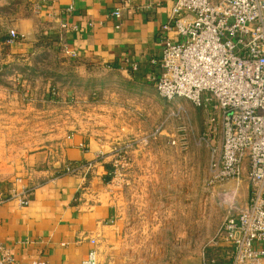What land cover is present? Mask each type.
<instances>
[{
    "label": "crops",
    "instance_id": "1",
    "mask_svg": "<svg viewBox=\"0 0 264 264\" xmlns=\"http://www.w3.org/2000/svg\"><path fill=\"white\" fill-rule=\"evenodd\" d=\"M31 1L34 5L29 12L12 24L22 40L0 43L1 87L12 77L20 83L38 79L44 85L50 83L44 86L42 108L80 105L81 91L89 95L86 102L107 104L99 99L118 83L117 90L128 94H145L155 88L149 80L157 71L152 61L160 57V31L175 0ZM35 4L40 5L38 9ZM117 7H122L121 18L113 15ZM61 24H66L63 31ZM46 35L54 40H45ZM62 43L75 54L63 51ZM127 59L138 62L139 70L133 71ZM18 88L17 92H24ZM6 90L12 93L11 86ZM122 118L114 121L122 128L130 126L128 117ZM115 122L109 119L105 123L109 128L101 129L97 121L83 124L76 116L71 131L18 154L12 166L0 171V198H4L0 203V260L7 250L16 264H31L36 259L47 264H82L96 248L98 264H150L142 258L140 245L130 242L134 238L138 243L148 232L140 230L138 223L191 216L186 192L178 201L172 194L180 190L173 180L181 167L187 169L189 150L137 151L135 192L116 186L114 150L123 138L114 131ZM166 136L160 135L158 141H169ZM68 167L75 171L67 172ZM22 192L29 197L27 205H21L14 195ZM172 205H180L179 213ZM219 245L222 255L229 253L230 258L232 247L226 242ZM184 264L210 263L203 257L201 262Z\"/></svg>",
    "mask_w": 264,
    "mask_h": 264
},
{
    "label": "built area",
    "instance_id": "2",
    "mask_svg": "<svg viewBox=\"0 0 264 264\" xmlns=\"http://www.w3.org/2000/svg\"><path fill=\"white\" fill-rule=\"evenodd\" d=\"M39 6L35 4L36 9ZM113 15L121 18L122 7ZM20 36L12 30L7 43ZM159 39L160 57L152 61L157 71L149 80L162 98H183L203 111L198 143L205 142L210 149L213 182L231 186L220 194L229 209L217 232L218 241L232 247L227 264H264V0H175ZM60 47L75 54L65 43ZM125 63L133 71L140 68L138 62ZM164 130L165 122L141 137L142 143L147 145ZM179 130L183 136L170 135L169 143L185 148L187 126ZM114 152L123 156L117 154V147ZM113 164L118 167L117 161ZM244 182L249 199L240 206L238 194ZM14 195L21 205L29 203L26 192ZM0 264L16 262L4 250ZM31 264L47 261L36 259ZM82 264H98V250L92 248Z\"/></svg>",
    "mask_w": 264,
    "mask_h": 264
},
{
    "label": "rangeland",
    "instance_id": "3",
    "mask_svg": "<svg viewBox=\"0 0 264 264\" xmlns=\"http://www.w3.org/2000/svg\"><path fill=\"white\" fill-rule=\"evenodd\" d=\"M33 5L34 1L31 0H0V24L12 31V24L24 17ZM6 82L8 85L5 84ZM19 85L24 92L16 91ZM115 85L112 87L114 89H108L104 97L99 99V102L105 99L108 105L86 102L89 101V95L81 91L80 105L74 107L68 101L70 105L48 104L46 108H42L40 101L46 93H44V86L50 87V83L44 85L40 79L34 83L28 80L20 83L15 77L4 81L2 87L0 84V171L12 166L14 157L18 154L38 149L57 135L71 131V122L76 116L83 124L91 125L97 121L101 129H107L109 127L105 123L109 122V119L115 122L114 120L118 117L121 121L124 115L128 117L130 126L125 124L122 128L121 124L114 123V131H118L117 136L123 138L115 146L117 154L123 156H115L113 159L118 163V167H114L116 186H125L135 192L137 183L134 172L138 165L135 155L137 151L177 149L190 152L187 169L184 166L181 167L177 171L178 176L173 180L180 190L172 191V194H175L178 201L181 198L178 196L186 192L189 204L191 203L187 213L191 216H187L186 220L183 218L180 220L177 217L170 221L140 222L138 228L148 232L137 239L138 243L134 238L130 239V242L140 245L142 258L150 264H184L188 261L198 263L203 257L204 260L208 259L209 263L213 264V259H209V256H214L219 250L218 247H221L217 232L229 209L220 194L228 192L231 186H219L213 182L209 171L210 149L205 142L198 143V137L203 130V111L183 98L179 101H168L162 98L155 88L145 94H128L117 90L119 83ZM10 86L12 93L5 91ZM163 122H165V130L161 135L164 137L165 135L166 137L183 136L179 129L186 125L188 146L184 148L180 144L171 145L164 139L158 141L159 137L144 145L141 137L150 135ZM130 128L132 131L128 133ZM124 133L132 136L126 137ZM128 143L131 145L125 147ZM185 174L186 177H184ZM182 197L183 200L184 196ZM248 199L249 188L244 182L238 194V202L243 204ZM170 201L173 203L174 198ZM170 208L175 209L177 213L181 209L180 205L176 207L172 205ZM229 256L224 253L219 257L214 256V260L218 263L217 259H222L219 263L227 264L230 261Z\"/></svg>",
    "mask_w": 264,
    "mask_h": 264
},
{
    "label": "trees",
    "instance_id": "4",
    "mask_svg": "<svg viewBox=\"0 0 264 264\" xmlns=\"http://www.w3.org/2000/svg\"><path fill=\"white\" fill-rule=\"evenodd\" d=\"M45 37V36H44ZM11 38V31H9V30H7V29H5L4 27H1L0 26V43H4V42H7L9 39ZM22 38L23 37H19L18 39H17V41L16 42H18V41H20V40H22ZM45 40H48V41H50V42H52L53 40H54V38L53 37H51V36H47L46 35V37L44 38ZM219 248V250H217V253H215V257H219V256H222V249H221V247H218ZM229 254V253H228ZM214 256L212 255V256H209V259H213L214 260ZM211 257V258H210ZM218 261V263L220 262H222L221 260L222 259H217Z\"/></svg>",
    "mask_w": 264,
    "mask_h": 264
}]
</instances>
